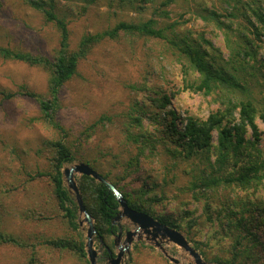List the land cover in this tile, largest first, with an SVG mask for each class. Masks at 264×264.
<instances>
[{"label": "rangeland", "instance_id": "rangeland-1", "mask_svg": "<svg viewBox=\"0 0 264 264\" xmlns=\"http://www.w3.org/2000/svg\"><path fill=\"white\" fill-rule=\"evenodd\" d=\"M44 1L65 11L72 49L84 34L102 31L120 20L149 17L164 20V24H172L171 29L164 30L167 37L179 33L187 41L200 44L207 60L236 75L250 93L264 101V0H173L165 5L166 18L161 12L157 14L163 0L146 2L139 11L130 5H119L116 0H95L89 4L83 0ZM58 42L57 29L45 20L41 11L25 0H0V47L52 57ZM179 50L168 40L123 32L115 39L97 43L79 60L76 75L59 91V106L53 117L57 127L43 117L34 98L16 95L6 99L0 93V231L33 246L0 242V264H89L87 253L84 259H79L43 242L59 236L72 237L76 232L86 242L87 224L79 223L83 216L78 214V230L70 229L48 175L38 176V172L50 169L54 154L51 143L55 140L64 142L74 156L63 167L85 162L109 182H116L123 192L140 195L153 215L173 220L190 245L213 264L239 254L235 240L241 232L223 225L227 220L223 208L232 201L243 209L245 201L248 207H255L254 217L259 221L261 244L251 252H260L264 245V221H260L264 218L263 169L259 171L262 177L247 189L234 186L193 191L186 186L195 174V167L204 171L205 160L196 157L174 160L161 147L154 153L146 151L147 158L142 155L135 159L137 143L128 139V132L156 134L162 127L157 117L163 111L150 96L167 94L169 108L178 115V125L183 124L180 119L185 116L205 119L220 107L219 93L203 94L187 87L197 74ZM48 78V72L39 67L0 58V92L17 91L25 86L48 97ZM236 96L241 93L236 91ZM138 114L141 128L133 121ZM235 116L237 122L236 113ZM255 123L259 132L255 146L260 151L258 161L262 162L264 123L258 118ZM217 135L214 130L213 145L217 143ZM251 135L247 127L245 138L251 140ZM249 151L253 153L252 148ZM214 159L211 156V161ZM246 161L247 158L240 157L238 165ZM227 164L233 166L232 161ZM242 215L249 217L247 211ZM116 224L121 233L118 237L117 230L114 237L117 243L110 245L112 256L104 254L105 247L94 237L97 264H109V259L119 251L118 245H124L126 231L135 228L124 217ZM161 245L178 264H193V258L178 245L166 241ZM261 260L246 264H264ZM119 264L174 263L142 233L141 238L133 237Z\"/></svg>", "mask_w": 264, "mask_h": 264}, {"label": "trees", "instance_id": "trees-1", "mask_svg": "<svg viewBox=\"0 0 264 264\" xmlns=\"http://www.w3.org/2000/svg\"><path fill=\"white\" fill-rule=\"evenodd\" d=\"M83 1L89 4L95 0ZM149 1L152 0H116L119 5H130L137 11L144 9L146 2ZM172 1L163 0L161 2L162 7H159L160 10L157 14L161 12L165 14V18L168 17L165 5ZM25 2L34 9L41 11L45 20L55 26L59 33L58 46L52 57L41 54L33 55L24 51L12 50L8 47H0V58L20 61L47 71L49 74L48 97L29 90L25 86H20L17 91L3 90L0 92L4 98L8 99L16 95L34 98L43 117L54 123L53 117L59 106V91L61 87L66 81L76 75L79 60L84 58L94 45L105 39H115L121 32L168 40L180 49L179 51L182 52L181 54L188 62V66L197 74L192 82L189 81L187 83V87L203 94L219 93L218 103L220 107L212 111L205 119L185 116L183 120L180 119L183 124L178 125V115L175 110L169 108L170 102L167 94L157 98L150 96L153 102L158 101V107L163 111V114H158L159 116L157 117V122L162 124V127L156 130V134H132L128 132V139L137 143V157L135 159L138 160L140 156L145 155L146 151L154 153L157 147H161L174 160H185L192 157L205 160L204 171H200L195 167V174L186 186V189L193 191L196 188L213 191L217 188L233 189L232 187L234 186L247 189L252 182H257L262 177L259 171L260 169L264 170V159L262 162L258 161L260 151L255 145L259 139V132L255 119L258 118L264 123V101L261 97L257 99L255 95L250 93L248 87L236 75L229 73L220 64L207 60L206 54L200 48V44H194V41H187L179 33H173L167 37L164 30L167 28L171 29L172 24H164V20L149 17L136 21L120 20L112 27L102 31L84 34L76 48L72 49L69 44V20L65 11H59L54 3L48 4L44 0H25ZM260 16L261 13H259ZM245 53L249 54V52ZM236 91L241 93L240 97L236 96ZM229 94L234 95V98L228 96ZM235 113L238 118L237 122H234ZM138 116L133 121L141 128V115L138 114ZM150 117L156 118V116ZM54 125L56 126L55 123ZM247 127L252 131L251 140L245 138ZM214 130L218 131L215 145L212 142V132ZM51 145L54 154L51 158L50 169L44 173L38 172V176L48 175L53 187L54 197L63 212V218L66 219L70 229L77 231V204L74 196L64 184L62 174L63 165L71 163L74 160V156L61 140H55ZM249 148H252L253 153L249 151ZM211 156H215L213 161H211ZM145 157L147 158V155ZM240 157L242 159L247 158L248 161L238 165ZM230 161L233 162V166L227 164ZM207 167H209V170H206ZM102 176L106 178L105 175ZM76 182L83 203L93 218L96 238L105 247L104 254L112 256L109 248L114 243L115 233L119 229L116 222L113 221L119 211V203L104 183L97 181L91 176L79 175L76 178ZM112 183L122 192L131 208L153 215L151 210L146 208L147 204H145L140 195L125 193L118 187L116 182ZM242 207L243 209H240L237 204L231 201L229 205H225V208H223V213L227 217L223 225L232 229H239L241 232L238 239L235 240L240 250H237L239 254H235L231 259H220L219 264H246L250 261L257 263V259L264 261V245H262L259 253L251 252L253 247L261 244L258 232L259 221L254 217V212L256 214L255 207H248L245 201ZM261 210L264 212L263 207H261ZM245 211L248 212V218L242 215ZM153 216L171 227L178 228V225L166 216L157 214ZM260 221H264V218ZM0 242L18 247H33L25 244L20 238L2 231H0ZM43 242L53 249L67 251L79 259H84L86 256L85 242L79 232H76V235L72 237L70 235L59 236L45 239ZM240 253H243L242 256Z\"/></svg>", "mask_w": 264, "mask_h": 264}, {"label": "water", "instance_id": "water-1", "mask_svg": "<svg viewBox=\"0 0 264 264\" xmlns=\"http://www.w3.org/2000/svg\"><path fill=\"white\" fill-rule=\"evenodd\" d=\"M62 174L63 181L66 183L67 189L74 196L75 202L77 204L78 214L83 216L82 220L79 223L82 224L83 222H85L87 224L85 249L89 264H97V252L93 248L96 229L94 226L93 218L87 211L83 203V199L76 182V175L91 176L97 181L104 183L107 188L111 190L119 203V211L114 217L113 221L118 222L122 217H124L127 218L135 226L133 230L126 231V237L123 243L124 245H118L119 251L115 257H111L109 259V264H119L123 252L127 250L128 244L132 242L133 237L137 236V238H141L142 233L145 234V238L147 240L153 241L154 245L159 247L162 250L163 254L168 257L169 260L174 264H178V260L169 256L164 251L161 242H172L184 249L193 258V264H213L202 258L200 253L190 245L189 241L181 231L159 221L157 218L147 212L131 208L127 204L122 192L114 184L106 180V178H104L99 172L93 169L89 164L78 161L68 167H63ZM138 230H140L141 233L137 234ZM120 231L121 230L119 227V231L117 234L118 237L120 236ZM117 240L118 239L116 238L114 240V243H117Z\"/></svg>", "mask_w": 264, "mask_h": 264}, {"label": "bare ground", "instance_id": "bare-ground-1", "mask_svg": "<svg viewBox=\"0 0 264 264\" xmlns=\"http://www.w3.org/2000/svg\"><path fill=\"white\" fill-rule=\"evenodd\" d=\"M139 233H141V231H140V230H138V233H137V234H139Z\"/></svg>", "mask_w": 264, "mask_h": 264}, {"label": "flooded vegetation", "instance_id": "flooded-vegetation-1", "mask_svg": "<svg viewBox=\"0 0 264 264\" xmlns=\"http://www.w3.org/2000/svg\"><path fill=\"white\" fill-rule=\"evenodd\" d=\"M119 230V229H118Z\"/></svg>", "mask_w": 264, "mask_h": 264}]
</instances>
